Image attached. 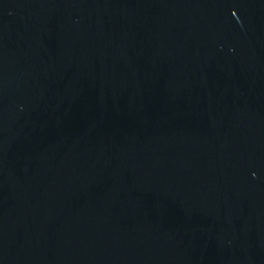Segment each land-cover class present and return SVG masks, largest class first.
<instances>
[{
  "label": "water",
  "instance_id": "obj_1",
  "mask_svg": "<svg viewBox=\"0 0 264 264\" xmlns=\"http://www.w3.org/2000/svg\"><path fill=\"white\" fill-rule=\"evenodd\" d=\"M0 264H264V0H0Z\"/></svg>",
  "mask_w": 264,
  "mask_h": 264
}]
</instances>
